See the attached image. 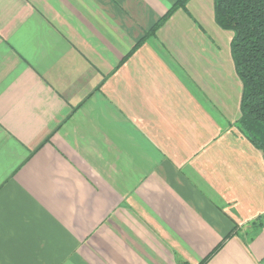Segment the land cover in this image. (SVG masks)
Returning <instances> with one entry per match:
<instances>
[{"label": "crops", "instance_id": "0c3cea01", "mask_svg": "<svg viewBox=\"0 0 264 264\" xmlns=\"http://www.w3.org/2000/svg\"><path fill=\"white\" fill-rule=\"evenodd\" d=\"M177 1L0 0V264H264L233 32Z\"/></svg>", "mask_w": 264, "mask_h": 264}, {"label": "trees", "instance_id": "16d2710c", "mask_svg": "<svg viewBox=\"0 0 264 264\" xmlns=\"http://www.w3.org/2000/svg\"><path fill=\"white\" fill-rule=\"evenodd\" d=\"M188 1L178 0L152 32ZM215 19L233 32L232 54L244 85L238 126L264 153V0H215Z\"/></svg>", "mask_w": 264, "mask_h": 264}]
</instances>
